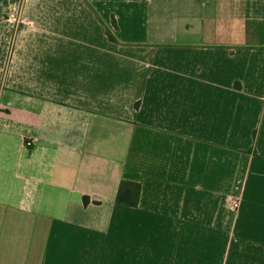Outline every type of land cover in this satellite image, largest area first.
Instances as JSON below:
<instances>
[{"label": "crops", "instance_id": "crops-1", "mask_svg": "<svg viewBox=\"0 0 264 264\" xmlns=\"http://www.w3.org/2000/svg\"><path fill=\"white\" fill-rule=\"evenodd\" d=\"M0 264H264V0H0Z\"/></svg>", "mask_w": 264, "mask_h": 264}, {"label": "trees", "instance_id": "trees-1", "mask_svg": "<svg viewBox=\"0 0 264 264\" xmlns=\"http://www.w3.org/2000/svg\"><path fill=\"white\" fill-rule=\"evenodd\" d=\"M114 25V22H113ZM115 27V25H114ZM106 35L111 41H116L115 36L109 29H106ZM137 107V104H136ZM140 195V185L133 181H121L118 187L116 202L121 205L136 207ZM84 203H88V197H83Z\"/></svg>", "mask_w": 264, "mask_h": 264}, {"label": "built area", "instance_id": "built-area-1", "mask_svg": "<svg viewBox=\"0 0 264 264\" xmlns=\"http://www.w3.org/2000/svg\"><path fill=\"white\" fill-rule=\"evenodd\" d=\"M233 204H234L235 206H237L238 202H233Z\"/></svg>", "mask_w": 264, "mask_h": 264}]
</instances>
